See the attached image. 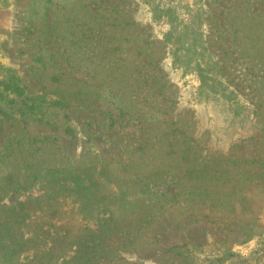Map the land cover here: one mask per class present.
I'll list each match as a JSON object with an SVG mask.
<instances>
[{
    "label": "rangeland",
    "instance_id": "374dc122",
    "mask_svg": "<svg viewBox=\"0 0 264 264\" xmlns=\"http://www.w3.org/2000/svg\"><path fill=\"white\" fill-rule=\"evenodd\" d=\"M15 263L264 264V0H0Z\"/></svg>",
    "mask_w": 264,
    "mask_h": 264
},
{
    "label": "trees",
    "instance_id": "16d2710c",
    "mask_svg": "<svg viewBox=\"0 0 264 264\" xmlns=\"http://www.w3.org/2000/svg\"><path fill=\"white\" fill-rule=\"evenodd\" d=\"M15 87H16V89H18L19 90V92H18V94H19V96H22V89H21V87H19L18 85H15ZM9 88V84L8 83H4V87H3V89H8ZM37 99H38V97H33V96H30V95H26V96H24V100H23V102H24V104H25V106H26V109L28 110V111H33L34 109H35V104H36V102H37ZM44 196H39L38 197V199H35V201H39L40 199H42ZM85 203V201L84 200H82V204H84ZM21 205V204H20ZM16 264V263H15ZM18 264V263H17Z\"/></svg>",
    "mask_w": 264,
    "mask_h": 264
}]
</instances>
